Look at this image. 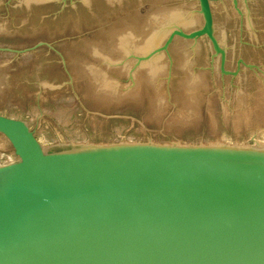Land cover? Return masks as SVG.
Segmentation results:
<instances>
[{
  "label": "water",
  "instance_id": "95a60500",
  "mask_svg": "<svg viewBox=\"0 0 264 264\" xmlns=\"http://www.w3.org/2000/svg\"><path fill=\"white\" fill-rule=\"evenodd\" d=\"M263 132L264 0H0V264H264Z\"/></svg>",
  "mask_w": 264,
  "mask_h": 264
},
{
  "label": "rangeland",
  "instance_id": "374dc122",
  "mask_svg": "<svg viewBox=\"0 0 264 264\" xmlns=\"http://www.w3.org/2000/svg\"><path fill=\"white\" fill-rule=\"evenodd\" d=\"M255 141H257L259 144H261V145H264V132L263 133H261L256 139H255ZM253 145V142H251L250 144H249V146H252Z\"/></svg>",
  "mask_w": 264,
  "mask_h": 264
}]
</instances>
